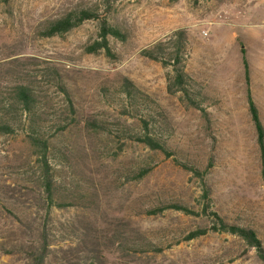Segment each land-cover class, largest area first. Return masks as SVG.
<instances>
[{
  "label": "rangeland",
  "instance_id": "1",
  "mask_svg": "<svg viewBox=\"0 0 264 264\" xmlns=\"http://www.w3.org/2000/svg\"><path fill=\"white\" fill-rule=\"evenodd\" d=\"M79 9L105 14L122 33L109 35L111 53L89 52L101 39L96 18L63 35L43 36L50 20ZM178 29L187 33L186 72L205 97L207 117L169 91V68L142 54ZM242 47L264 123V0H0V91L28 78L49 118L66 116L62 80L77 119L51 139L49 152L59 197L75 205L50 211L36 151L23 134H0V264H28L22 248L44 221L52 243L46 264H263L255 249L228 233L184 240L207 225L201 216L146 214L170 200L199 210L201 180L161 152L122 137L136 121L116 105L125 78L156 98L179 159L202 170L212 165L207 180L216 209L264 241V183ZM94 117L108 121L114 133L80 123ZM141 167L151 171L132 180ZM98 251L105 257L91 262L87 257Z\"/></svg>",
  "mask_w": 264,
  "mask_h": 264
},
{
  "label": "trees",
  "instance_id": "2",
  "mask_svg": "<svg viewBox=\"0 0 264 264\" xmlns=\"http://www.w3.org/2000/svg\"><path fill=\"white\" fill-rule=\"evenodd\" d=\"M93 18L100 21L101 39L90 47L89 52H98L105 48L107 53H111L108 42L109 35L121 37L122 33L109 24L108 17L105 14L100 15L93 9L74 10L64 16L50 20L44 27L43 36L63 35L77 28L84 21ZM187 44L186 31L178 29L174 30L165 39L157 41L144 49L142 54L152 60L162 62L164 67L169 68L167 73L169 91L180 92L183 102L199 110L203 116L207 117L209 112L204 105L205 97L202 91L193 90L192 77L186 72V62L188 60ZM241 52L243 54L242 61L247 86L248 108L256 132L261 178L264 183V123L252 95L249 63L244 47L241 48ZM25 79V81L22 79L11 81L7 91H0V134H23L36 151L38 162L42 169L39 181L43 188L44 200L49 211L53 207L62 208L67 205H75L66 201V197L60 199L59 195H63L57 187V180L53 175L54 167L49 157L51 139L59 132L65 131L69 126L76 123V109L73 99L66 85L60 80L58 86L67 101L69 114L66 116L54 115L49 118L48 112L39 100L36 85L28 78ZM105 96L109 97L108 91ZM116 105L121 115L136 121V127L125 129L122 132V137L143 144L150 150L161 152L165 157L172 158L177 164H181L184 169L193 172L201 180V207L199 210H195L194 207L184 202L170 200L163 201L161 204L147 209L146 214L160 215L165 211L173 210L188 216H201L207 220V225L190 230L184 236V240L199 238L208 233H228L239 237L248 247L255 249L257 256L264 264V241L260 238L257 231L250 226L229 221L226 216L216 209L213 188L207 180L212 165L202 170L187 162H182L176 152L170 147L171 126L167 114L158 100L138 87L132 80L125 78L118 89V103ZM80 123L95 132L114 133V129H112L108 121L97 117L84 119ZM150 171V167H141L136 171L132 180H141ZM37 226L34 233L35 240L26 249L22 248L25 251L28 264H46V260L52 250L50 227H48L46 221ZM119 234L120 232L116 231L113 236L116 238ZM149 245L150 248H155L158 252L163 250V247L153 245V243ZM104 257V252L98 251L94 257L88 256L87 258H92L91 262L99 263L101 258Z\"/></svg>",
  "mask_w": 264,
  "mask_h": 264
}]
</instances>
